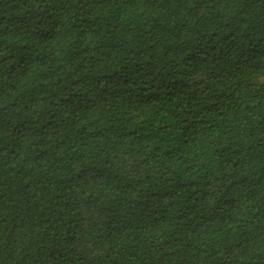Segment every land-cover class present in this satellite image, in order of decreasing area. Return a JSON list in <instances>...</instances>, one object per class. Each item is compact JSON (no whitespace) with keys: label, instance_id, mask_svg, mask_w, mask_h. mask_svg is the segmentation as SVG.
I'll return each mask as SVG.
<instances>
[{"label":"trees","instance_id":"16d2710c","mask_svg":"<svg viewBox=\"0 0 264 264\" xmlns=\"http://www.w3.org/2000/svg\"><path fill=\"white\" fill-rule=\"evenodd\" d=\"M0 264H264V0H0Z\"/></svg>","mask_w":264,"mask_h":264}]
</instances>
